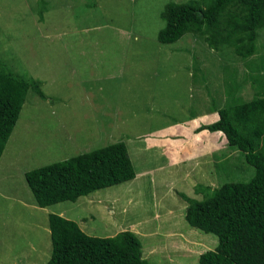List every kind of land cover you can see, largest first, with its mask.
Segmentation results:
<instances>
[{
  "label": "rangeland",
  "instance_id": "obj_1",
  "mask_svg": "<svg viewBox=\"0 0 264 264\" xmlns=\"http://www.w3.org/2000/svg\"><path fill=\"white\" fill-rule=\"evenodd\" d=\"M169 1L185 0H0V66L41 81L46 95L27 92L1 157L0 264L47 261L50 213L93 236L132 231L151 264H197L216 245L185 222L180 194L200 199L195 185L244 183L252 169L224 139L202 152L183 131L191 117L197 127L210 120L228 89L239 100L253 97L264 28L248 58L187 33L161 44L159 14ZM115 141L136 172H150L76 201L36 205L27 170Z\"/></svg>",
  "mask_w": 264,
  "mask_h": 264
},
{
  "label": "trees",
  "instance_id": "obj_2",
  "mask_svg": "<svg viewBox=\"0 0 264 264\" xmlns=\"http://www.w3.org/2000/svg\"><path fill=\"white\" fill-rule=\"evenodd\" d=\"M163 26L156 40L172 43L182 35L200 37L211 49L231 48L235 56L255 52L258 30L264 28V0L169 1L160 11ZM253 97L239 100L227 90V102L211 109L218 119L195 129L220 131L252 175L246 182L226 181L214 188L197 184L200 199L180 194L185 222L216 237L212 249L198 254L197 264H264V72L255 81ZM42 82L0 66V159L17 124L27 92L46 98ZM235 89L237 84L234 85ZM135 175L123 141L27 170L25 181L36 205L76 201L96 190L131 180ZM51 253L42 264H151L141 255L130 230L110 236L85 233L78 223L50 213Z\"/></svg>",
  "mask_w": 264,
  "mask_h": 264
},
{
  "label": "crops",
  "instance_id": "obj_3",
  "mask_svg": "<svg viewBox=\"0 0 264 264\" xmlns=\"http://www.w3.org/2000/svg\"><path fill=\"white\" fill-rule=\"evenodd\" d=\"M209 113H210L209 116L211 117L210 120H208L206 123H202V124H207V123L213 122V121L218 119V113L214 110V108L211 109V111ZM193 119H194V117L187 119L188 123H189L188 124L189 129H185L183 132L185 134H187L186 136H188V131H189V136L187 139L191 140L192 142L197 141V142H199L200 145H203L200 147L202 152H203V150L212 151V149L216 147V141H218V139H220V140L224 139V142L227 144V140H226L225 136L220 131H212V132L209 131V132H207L208 130H201L199 132H196L195 129H196L197 125H194L191 123V120H193ZM199 137H201V139H203V142L200 141ZM177 147H178V144H176V143L169 144V148L171 149V151L173 150V148H177ZM182 149H183V151H185L184 150L185 148H182ZM186 150H187V148H186ZM0 161H1V159H0ZM0 171H1V169H0ZM2 171H4V170H2ZM134 172H135V175L133 178H138L139 176H141V174L149 173L150 170H142L140 172H136L134 170Z\"/></svg>",
  "mask_w": 264,
  "mask_h": 264
}]
</instances>
